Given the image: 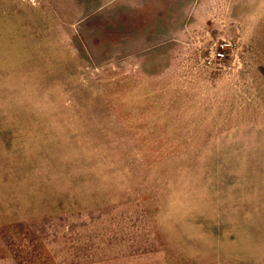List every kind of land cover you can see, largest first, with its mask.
<instances>
[{
  "label": "rangeland",
  "instance_id": "rangeland-1",
  "mask_svg": "<svg viewBox=\"0 0 264 264\" xmlns=\"http://www.w3.org/2000/svg\"><path fill=\"white\" fill-rule=\"evenodd\" d=\"M0 264H264V0H0Z\"/></svg>",
  "mask_w": 264,
  "mask_h": 264
},
{
  "label": "built area",
  "instance_id": "built-area-1",
  "mask_svg": "<svg viewBox=\"0 0 264 264\" xmlns=\"http://www.w3.org/2000/svg\"><path fill=\"white\" fill-rule=\"evenodd\" d=\"M223 53H224V52H222V51H218V52H217V54H218L219 57H222V56L224 55Z\"/></svg>",
  "mask_w": 264,
  "mask_h": 264
}]
</instances>
